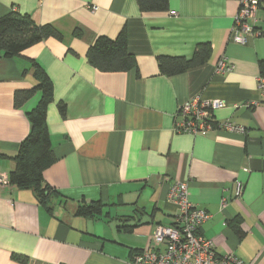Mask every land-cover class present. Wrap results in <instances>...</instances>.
<instances>
[{"label": "crops", "instance_id": "crops-1", "mask_svg": "<svg viewBox=\"0 0 264 264\" xmlns=\"http://www.w3.org/2000/svg\"><path fill=\"white\" fill-rule=\"evenodd\" d=\"M239 6L169 0L168 10L147 12L137 0H0V16L29 14L61 34L0 57V173L9 176L31 129L26 112L40 98L14 103L16 90L36 83L31 60L54 85L47 123L56 156L44 172L54 190L51 208L32 188L0 186V264H133L135 254L154 247L156 225L175 222L180 209L169 193L179 181L188 182L190 202L211 214L199 232L219 255L264 264V8L253 20L259 34L241 44L233 38ZM124 28L137 66L97 69L89 47ZM201 43L211 46L207 61L175 75L161 71L159 57L191 59ZM196 96L224 100L214 121L246 132L218 125L177 131L180 105ZM237 181L244 185L240 199ZM98 200L106 203L103 214H78L79 205Z\"/></svg>", "mask_w": 264, "mask_h": 264}, {"label": "trees", "instance_id": "trees-1", "mask_svg": "<svg viewBox=\"0 0 264 264\" xmlns=\"http://www.w3.org/2000/svg\"><path fill=\"white\" fill-rule=\"evenodd\" d=\"M142 11H166L169 0H137ZM49 37L61 39V34L51 25H38L29 14L10 11L0 16V57L14 58L32 45ZM211 46L198 44L193 58L161 56L158 58L161 71L166 75H175L207 61ZM89 62L104 72L127 71L137 66L136 57L128 49L127 30L124 28L117 38L100 36L87 51ZM31 68L36 79L30 89L16 90L14 103L21 107L36 94L40 95L34 108L26 112L30 121L29 134L21 142L14 166L9 173V181L18 188H32L39 201L51 208L53 188L45 182L44 172L56 161L51 134L47 123L48 106L54 100V85L46 70L35 60ZM260 76L264 77V60L259 63ZM59 109L65 116L67 106L60 101ZM102 200L81 204L78 207L80 216H100L103 214ZM237 229V228H236ZM240 234L241 229H237ZM14 259L26 261V257L15 254Z\"/></svg>", "mask_w": 264, "mask_h": 264}, {"label": "built area", "instance_id": "built-area-1", "mask_svg": "<svg viewBox=\"0 0 264 264\" xmlns=\"http://www.w3.org/2000/svg\"><path fill=\"white\" fill-rule=\"evenodd\" d=\"M239 5L233 38L235 42L246 44L252 36L259 34L253 20L257 19V11L264 8V0H239ZM222 68L230 69L231 66L222 64ZM259 82L264 90V77L260 76ZM226 106L227 103L222 99H204L200 96L188 99L180 105L176 130L197 134L218 125V128L232 132H246L244 127L231 121L219 124L214 121L213 111ZM10 183L8 174L0 173V186ZM243 189V183L237 181L236 199L241 198ZM169 197L178 202L180 209L175 222L170 225L157 224L153 235L154 247L145 248L135 254L133 264H245L233 254L219 255L214 241L199 232L200 226L211 214L190 202L187 181L173 184ZM226 203V199H223L222 207H225Z\"/></svg>", "mask_w": 264, "mask_h": 264}]
</instances>
